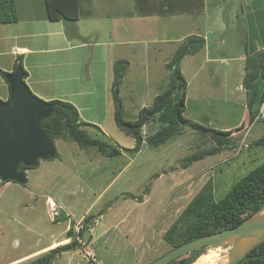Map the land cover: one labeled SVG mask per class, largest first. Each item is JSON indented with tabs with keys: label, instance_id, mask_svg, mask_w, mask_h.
<instances>
[{
	"label": "rangeland",
	"instance_id": "1",
	"mask_svg": "<svg viewBox=\"0 0 264 264\" xmlns=\"http://www.w3.org/2000/svg\"><path fill=\"white\" fill-rule=\"evenodd\" d=\"M220 1L223 5L218 9L212 7L216 11H210L205 19L201 15L150 17L144 22H132L131 28H123L132 42L128 47L131 64L119 87L126 121H134L139 111L150 107L155 96L167 87L169 71L165 64L185 38L195 35L205 40L201 51L185 57L179 65L187 82L183 116L212 130H234L235 134L220 153L184 168L186 158L213 147L211 141L187 126H180V133L159 147L144 142L134 155L123 151L133 148L134 140L114 122L112 69L110 66L106 69L108 55L112 58L116 52L107 46L111 34L99 33L96 39L105 42V47L41 56L60 62L62 55L66 66L79 63L76 59L83 57L82 79L87 80L90 75L92 82L84 81L80 88L70 80L27 87L42 101L38 94L75 102L81 121L101 130L86 128L89 137L115 145L122 154L106 158L96 148L82 150L74 142L58 139L54 142L58 157L41 160L38 167L27 170L24 186L0 181V264L64 239L65 230L67 234L72 225L74 233L87 225L82 238H78L80 246L75 252L63 253L52 264L87 263L88 248L102 264H150L171 250L164 234L204 185L211 186L218 201L264 163V147L252 146L264 137V122L246 126V94L241 86L246 55L262 52L264 56V0ZM83 5L82 0L81 8ZM103 8L110 13L107 0ZM108 25L105 23L104 27ZM9 27L12 28L6 29L12 33L19 30L16 26ZM47 41L45 37L36 39L45 47L49 46ZM39 76L36 71L35 78L40 80ZM81 89L84 94L75 96ZM4 100L0 89V101ZM260 113L264 119V104ZM157 129V122L143 127L144 139ZM86 219L88 223H83ZM91 228H96L93 235ZM92 237L94 244L89 246ZM210 249L224 250L210 247L205 252Z\"/></svg>",
	"mask_w": 264,
	"mask_h": 264
},
{
	"label": "trees",
	"instance_id": "2",
	"mask_svg": "<svg viewBox=\"0 0 264 264\" xmlns=\"http://www.w3.org/2000/svg\"><path fill=\"white\" fill-rule=\"evenodd\" d=\"M162 1L166 2H162V5L158 7L153 6V9L149 8L144 16L197 15L202 9V0H178V4L173 3L172 0H168L169 2L167 0ZM142 8L145 9V7ZM45 10L47 19L50 22L62 20L74 22L79 17L78 0H45ZM16 21L15 1L0 0V24H11ZM204 46L205 40L203 37L191 35L185 38L174 52L171 60L165 64V68L169 71L167 87L155 96L150 107L142 108L139 111L134 121H126L124 119L123 106L119 96V87L129 63L126 60H119L114 63V80L112 83L114 122L119 130L131 136L134 140V147L123 150L125 153L130 155L138 153L144 142H147L151 147H159L169 139L177 136L180 133V126H187L195 130L200 133L202 138L208 139L213 143V147L186 158L183 168L194 161L220 153L226 146L230 145L231 138L235 134L234 130L226 132L215 131L201 124L194 123L183 116L187 82L179 69V65L182 59L198 53ZM17 65L22 67L21 62ZM23 71V80H25L27 73L25 70ZM6 75L7 73L1 72L2 77ZM242 89L246 94L248 121L246 126L262 120L264 122L260 113L264 104V56L262 52L246 55ZM49 103L54 106V111L40 124L41 132L49 141L54 143L58 139H67L76 143L82 150L96 148L97 153L106 158H115L122 154V151L115 145L89 137L85 130L86 128H93L99 132L101 130L96 125L81 121L74 105L60 100H52ZM151 122H157L158 129L152 136L144 139L141 130ZM241 126L245 125L242 124ZM235 130H238V128ZM252 146L264 147V137L255 141ZM57 157L58 155H56ZM29 169L32 168H25L24 166L19 168L20 172H25ZM263 206L264 163L250 171L233 185L226 195L218 201L214 199L211 186L209 184L204 185L184 208L177 221L164 234L163 239L173 249L191 240L235 228ZM89 219H86L83 223H88ZM86 226L82 229L80 228L77 233L78 237H75L72 225L66 234L67 239L73 238L72 241L50 250L28 264H52L63 253L76 250L80 243L75 238H82ZM205 250L206 248H202L191 252L171 261L169 264H192L200 255L205 253ZM238 264H264V242L255 247Z\"/></svg>",
	"mask_w": 264,
	"mask_h": 264
},
{
	"label": "crops",
	"instance_id": "3",
	"mask_svg": "<svg viewBox=\"0 0 264 264\" xmlns=\"http://www.w3.org/2000/svg\"><path fill=\"white\" fill-rule=\"evenodd\" d=\"M14 1L17 12V21L11 24H0V26H3L0 27V89L2 90L3 95L5 97L4 101H6L9 97V87L4 80V77L1 76V72L7 73V75L13 73L16 64H18L19 62H21L22 64V69L25 70L27 73V78L24 80V82L28 87L29 84L30 85H34L35 83L49 84L51 82H66L69 80L73 83H78L79 88L82 87V85L84 86L83 82L86 81V83H88V81L90 80V75L87 78V80L82 79V77H84V75H81L82 73L81 66L84 65L83 57L80 60L76 59V61H78L79 63L75 62V64L72 63L74 65L68 64V66H66L65 60L62 57V55H59L60 62H58L57 58L50 57V58H46L45 60L41 56L46 54H61L64 53V51L67 52L69 50L71 51L81 50V49L85 50L87 48H91L90 50H94L95 48L98 47H105L106 46L105 42L101 40H96L99 33L111 34L112 40H109L107 42V46L116 49V52L114 53V56L112 58L111 56L109 57L108 55L107 58V60L109 61L108 64L105 62L107 64L106 69L107 68L109 69V66L112 69V75L110 77L112 78L111 81L113 83L114 63L119 60L127 59L126 61H129L128 62L129 65L131 64L128 47L131 46L132 42L129 39V34H127L123 28L125 27L131 28L132 22L139 23L146 21V19H149L150 17L152 18L159 17V16H144V14L148 11L149 8L153 9V6L158 7L162 5L163 2L162 0H107V5L111 7L110 13H108L103 8V6L105 5V0H83L84 8H81L82 0L81 1L78 0L79 17L76 21L68 22L62 20L57 22H50L48 21L46 16L45 0H14ZM172 1L173 3L175 2L178 4V0H172ZM221 5H223V3L220 0H215V2H211L210 0H202L201 12L196 16L201 15V17L205 19L207 14L210 15L213 9H218V6ZM214 6L216 8L212 9V7ZM142 7H145V9H143ZM203 12L205 14H203ZM180 16H186L189 18L195 15L183 14ZM105 23H109V25L107 27L106 26L104 27ZM120 24L122 28L120 27ZM9 26H16V28H19V30L17 29L16 33H12L13 31L11 29H6V28H12ZM44 37L48 39L47 41V44H49L48 47H45L43 43L36 42V39H41ZM125 47L128 50L127 54H125ZM115 55H122V57L118 58ZM124 55H126L127 58H124ZM86 57L87 59H89L90 54L87 53ZM103 60H105V57H103ZM90 62H91V58H90ZM79 67H80V71L78 72ZM90 67H91V63H90ZM103 68H104V63L102 64L101 69ZM72 69L74 70L72 71ZM36 71H38V73L40 74L39 76L41 78L40 80H38V78H35ZM57 73H59L60 75H58ZM66 76H70V77L65 79ZM92 80L90 81L92 82ZM111 93H112V85H111ZM81 94L82 95L84 94V92H82V89L74 95L79 96ZM47 95L48 97L44 96L43 94H38V96H40L41 99H43L46 102H50L54 100L52 96H50L49 94ZM71 104L74 105L76 109H78L76 106L77 104L75 102H71ZM94 231H96V228H91V235L94 234L93 233ZM76 233H75V237H78V234ZM64 234H65L64 239L58 242L53 241L49 245L43 247L42 249L30 255L13 260L6 264H22L29 259H34L35 257L48 253L50 250L58 247V245L61 246L62 244H65L66 242L73 240V238L67 239L66 230ZM91 240L92 243H90L89 246L94 244L93 237ZM75 251L76 250L70 251V253ZM87 251L88 253L85 252V255L89 258V262L87 263L83 262L79 264H102L99 258H97L94 255V253L90 248H88ZM70 264L73 263L71 262Z\"/></svg>",
	"mask_w": 264,
	"mask_h": 264
},
{
	"label": "water",
	"instance_id": "4",
	"mask_svg": "<svg viewBox=\"0 0 264 264\" xmlns=\"http://www.w3.org/2000/svg\"><path fill=\"white\" fill-rule=\"evenodd\" d=\"M23 78L24 71L17 65L13 73L4 77L9 97L5 102L0 101V181L20 186L27 183L20 166L36 168L41 160H50L57 155L54 143L40 130L41 122L53 113L54 106L35 97ZM263 242L264 206L239 226L191 240L150 264H169L191 252L210 247L227 250L226 264H238Z\"/></svg>",
	"mask_w": 264,
	"mask_h": 264
},
{
	"label": "bare ground",
	"instance_id": "5",
	"mask_svg": "<svg viewBox=\"0 0 264 264\" xmlns=\"http://www.w3.org/2000/svg\"><path fill=\"white\" fill-rule=\"evenodd\" d=\"M214 249H220V248H214ZM218 253L223 254L221 256H218ZM227 250H220L219 252H216L212 249L207 250L204 254L200 255L194 264H226L227 263ZM212 257V258H210ZM211 262V263H210Z\"/></svg>",
	"mask_w": 264,
	"mask_h": 264
},
{
	"label": "flooded vegetation",
	"instance_id": "6",
	"mask_svg": "<svg viewBox=\"0 0 264 264\" xmlns=\"http://www.w3.org/2000/svg\"><path fill=\"white\" fill-rule=\"evenodd\" d=\"M25 172H26V171H25ZM25 172H24V173H25Z\"/></svg>",
	"mask_w": 264,
	"mask_h": 264
}]
</instances>
